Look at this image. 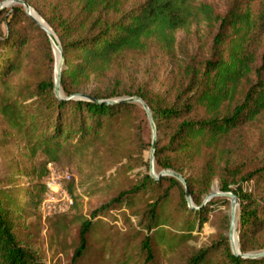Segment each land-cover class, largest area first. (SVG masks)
Masks as SVG:
<instances>
[{"label": "trees", "instance_id": "16d2710c", "mask_svg": "<svg viewBox=\"0 0 264 264\" xmlns=\"http://www.w3.org/2000/svg\"><path fill=\"white\" fill-rule=\"evenodd\" d=\"M54 10L55 16L47 17L46 24L62 46L61 97L55 94L53 68L47 79L22 89L21 94L26 96L21 101L0 100L4 121L0 151L16 146L20 152L19 156L9 157L0 178V264H49L53 259L46 250L40 251L38 236L25 223L29 219L42 220L40 207L47 193L43 180L49 174L50 163L59 167L66 155L101 148L111 149L116 156L130 133L135 135V114L141 111L137 103L120 102L115 100L119 95L101 90L86 93L84 87L93 78L113 71L129 53H146L153 44L172 49L177 32L189 29L199 19L216 27L217 32L210 56L199 64L187 65L184 89L172 103L160 96L139 94L149 106L160 135L156 140L155 173L180 174L187 181L197 209L190 207L186 190L176 178L167 175L155 179L149 174L150 164L138 157L141 163L133 165L134 155L122 153L119 158L126 162L116 173L141 166H147L148 173L93 210L90 218H78L70 264H82L91 257L98 264H264V257H244L264 251V159L244 158L240 155L244 148L229 144L241 126L259 121L264 115V51L259 55L256 47L264 17L253 13L248 0H233L225 14L216 13L200 0H146L131 9L124 8L122 0H74L67 6L56 5ZM4 22L10 32L0 36V85L18 70L29 44L21 30L24 27L12 31L22 23L45 41V57L54 67L52 43L25 7L5 15ZM1 48H6L9 55H4ZM76 95H87L95 101L77 99ZM142 140L136 135L129 143L141 148L138 154L144 150ZM39 155L44 157L41 164L36 161ZM23 179L29 182L24 184ZM216 180L220 192L236 195L240 204L241 255L232 250L228 218L217 240L185 255L194 231L208 223V208L223 201L213 198L203 204ZM251 183L254 198L246 187ZM68 188L73 196L72 184ZM175 189L180 194L176 205L172 201ZM73 199L71 210L78 206L77 198ZM138 201L143 208L134 213L141 219L137 251L116 253L104 240L93 255V239L102 224L96 219L122 207L133 209ZM52 232L56 238L66 234L61 229Z\"/></svg>", "mask_w": 264, "mask_h": 264}, {"label": "rangeland", "instance_id": "374dc122", "mask_svg": "<svg viewBox=\"0 0 264 264\" xmlns=\"http://www.w3.org/2000/svg\"><path fill=\"white\" fill-rule=\"evenodd\" d=\"M20 1L30 5L34 10L33 12L37 13L45 22V26H47L46 18L55 16L54 9L56 5L63 6L65 4L67 6L72 4L74 0H0V36L2 38L10 32V28L4 22V17L5 15L9 16L17 13L20 6L24 7ZM145 1L122 0L123 7L126 9H131ZM232 1L200 0L202 4L213 7L216 13L219 14H225ZM248 1L251 4L253 13L256 16L264 17V0ZM18 27H24L21 30L26 33L29 44L23 50L18 70L11 74L4 84L0 85V100L1 98H18L17 100L21 101L22 97L26 96L24 92L21 94L25 86L37 85L47 79L53 68L54 74L58 68L57 51V57H55L53 49L55 62L54 67H52L45 57V41L40 39L36 32L30 30L23 23L13 27L14 30H11L16 31ZM216 32V27L209 25L203 19H199L193 22L189 29L177 32L176 41L172 49L153 44L146 53H129L113 71L101 78H93L84 87L85 92L91 93L101 90L104 93H115L119 95L115 100L139 97V94H145L150 97L160 96L165 98L168 103H172L178 92L185 87V69L187 65L199 64L210 56ZM256 47L260 51L259 55H261L264 51V26ZM1 52L4 55H9L6 48H1ZM137 105L142 112L135 114V125L137 127L135 135L130 133L128 142L124 144L119 154L114 156L111 149L101 148V150L93 149L84 154L66 155L62 158L61 165L58 168L72 171L73 180L71 184L73 196L78 201L77 208L60 216H55V219H52L50 224L44 223L43 219L41 221L29 219L25 222L29 225V230L32 234L38 236L36 245L40 251L46 250L48 256L53 258L49 261V264H70L75 247L74 242L77 240L79 231V217L90 218V213L93 210L110 201L121 191L129 189L140 179V175L148 173L147 166H141L130 172L124 170L116 173L126 162L125 160L121 161L119 158L122 153H132L134 155L136 160L133 161V165L139 166L141 162L138 157H141L145 164H150L151 166L153 130L145 110L141 104L137 103ZM2 121L0 117V131L3 128L2 123L4 121ZM136 135H141L143 139L144 150L142 154L136 153V151L141 149L137 147V144H129L130 140L134 139ZM159 137V132H157L156 140ZM229 144L231 147L232 144H237L244 148L240 152V155H245L244 158L253 161L264 159V115L259 121L241 126L233 133ZM19 154V148L16 146H9L8 149L0 151V178L5 174V163L9 157L13 155L19 156ZM36 161L41 164L44 161V157L39 155ZM118 162L121 163L118 165ZM27 181L29 182L27 179L22 180L24 184H27ZM253 185L252 183L248 186L246 184V187L250 189V193L254 198ZM211 193H216L217 196L215 198L223 201L216 204L213 203L208 208V223L194 231L193 239L185 247V255L192 251L193 248L207 247L217 240L225 228L226 219L231 220L232 198L221 196L222 192L219 190L218 180L214 182ZM179 198L180 194L175 189L172 195L174 205L177 204ZM206 199L207 197L203 200L204 205L209 202ZM262 204L264 205L263 202ZM141 208H143V204L138 201L133 209L122 207L99 216L96 220L102 224L99 226L100 232L97 236H94V251L92 254L95 255L100 250L101 243L104 240L108 241L109 248H115L113 251L116 253L126 251L124 254H132L137 251L141 242V229L139 226L141 219L139 216H134V213ZM192 208L197 209L194 204H192ZM240 212L241 207L239 204L236 209L235 237L237 238V245ZM55 229H61L66 234L56 238L54 232H52ZM54 240L57 242L56 246L54 245ZM130 245V250H126L127 246ZM260 252L263 253L264 251ZM182 254L183 252H181ZM93 261L94 257H91L83 261L82 264H92ZM93 264L98 263L95 262ZM123 264L126 263L123 262Z\"/></svg>", "mask_w": 264, "mask_h": 264}, {"label": "water", "instance_id": "95a60500", "mask_svg": "<svg viewBox=\"0 0 264 264\" xmlns=\"http://www.w3.org/2000/svg\"><path fill=\"white\" fill-rule=\"evenodd\" d=\"M20 3L22 5H24L25 7V10H26V13L28 14V16L30 18L33 19V21H35L38 26L45 31V33L48 35L51 43H52V46H53V49H54V53H55V57L56 56V51L58 50L59 51V54H60V58H61V62H62V65L64 64V58H63V53H62V46L60 44V41L58 40L56 34L54 33V31L49 27V25L47 24V27H45L44 25H42L35 17H33L32 15V11H34L30 5H28L27 3H24L22 1H20ZM62 68L63 66L57 71L56 69V72H55V94L57 97H61V78H62ZM75 98L77 99H88V100H92V101H95V99L93 98H90L88 97L87 95H76ZM120 102H126V103H139L141 104V106L143 107V109L145 110L147 116H148V119H149V122H150V125H151V128L153 130V143H152V151H151V170H150V175L152 177H154L155 179H159L161 176H172L174 178H176L178 181H180L182 183V185L185 187V190H186V199L190 205V207H192V199H191V195H190V192L187 188V181L178 173L176 172H173V171H166V172H163L161 173L160 175H157L155 173V170H154V157H155V150H156V138H157V128L155 126V123H154V120H153V117H152V113H151V110L149 108V106L146 104V102L141 99L140 97H131V98H126V99H121L119 100ZM106 103H110V101H105ZM217 196L216 193H211L208 197H207V201H210L211 199L215 198ZM221 196L223 197H227V198H232V211H231V220H230V231H229V237H230V241H231V247H232V250L234 252V254H237V255H241L240 254V249H239V240H238V245L236 246L234 244V236H236V209L239 205V202H238V199L236 197V195L232 194V193H221ZM244 257H247V258H261V257H264V252L263 253H258V254H247V255H244Z\"/></svg>", "mask_w": 264, "mask_h": 264}, {"label": "built area", "instance_id": "2783aa9c", "mask_svg": "<svg viewBox=\"0 0 264 264\" xmlns=\"http://www.w3.org/2000/svg\"><path fill=\"white\" fill-rule=\"evenodd\" d=\"M48 171L49 174L44 181L47 193L40 207L44 223L55 216L69 212L74 205L73 196L68 190L73 180L71 170L59 169L58 166L50 163Z\"/></svg>", "mask_w": 264, "mask_h": 264}, {"label": "bare ground", "instance_id": "6f19581e", "mask_svg": "<svg viewBox=\"0 0 264 264\" xmlns=\"http://www.w3.org/2000/svg\"><path fill=\"white\" fill-rule=\"evenodd\" d=\"M33 12V11H32ZM33 17H35L42 25L45 26V22L38 16V14L36 13H32ZM47 27V26H45ZM57 56H58V68H57V71L63 66L62 65V62H61V58H60V54H59V51L57 50ZM234 244L237 246V238L234 236Z\"/></svg>", "mask_w": 264, "mask_h": 264}]
</instances>
